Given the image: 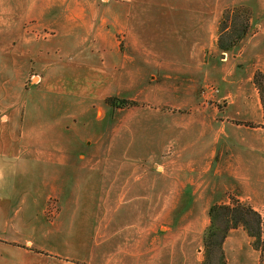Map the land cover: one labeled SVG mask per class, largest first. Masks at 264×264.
Wrapping results in <instances>:
<instances>
[{
    "label": "crops",
    "instance_id": "0c3cea01",
    "mask_svg": "<svg viewBox=\"0 0 264 264\" xmlns=\"http://www.w3.org/2000/svg\"><path fill=\"white\" fill-rule=\"evenodd\" d=\"M237 4L249 7L256 29L223 57L219 18ZM263 54L264 0H0V102L12 80L89 86L67 103L89 120L96 107L83 135L101 144L107 84L145 103L124 116L114 110L108 147L123 156H89L81 147L91 141L74 136L77 149L35 158L47 191H35L34 222L19 223L0 206V264H203L212 205L229 204L231 194L264 218L263 113L252 83ZM76 96L87 103L75 104ZM0 121L8 122L5 112ZM32 137L39 149L52 141L43 128ZM159 154V163L148 158ZM22 226L32 235L22 239ZM260 229L263 241V221ZM254 237L230 228L223 264H264Z\"/></svg>",
    "mask_w": 264,
    "mask_h": 264
},
{
    "label": "rangeland",
    "instance_id": "374dc122",
    "mask_svg": "<svg viewBox=\"0 0 264 264\" xmlns=\"http://www.w3.org/2000/svg\"><path fill=\"white\" fill-rule=\"evenodd\" d=\"M111 6L113 7L114 5L111 4ZM235 7H243L248 10L249 22L252 27L250 33H252L256 29V27L254 26L255 22L251 21V11L248 6L237 4L227 7L222 11L219 18L216 45L219 37L220 22L223 17V13L226 9ZM242 18V12L234 11V13L229 18L227 27L223 33L224 40H226L225 35L232 33L234 26H238L239 22L242 21ZM242 39L237 44V46L228 51H222L217 45L218 53L222 54L223 57H225L226 53L228 52V56L230 58L229 52H237V49H239L243 44ZM252 55V53L244 54V56L238 59L235 63V68L241 71L244 64L247 63L248 60L251 61ZM263 57L262 59H264ZM205 58L211 59V56L206 55ZM257 69L261 70L259 68ZM36 80L37 78L34 77L31 84L26 82L25 86L12 80L10 83L3 86L4 91L7 95L5 96L4 101L0 102V113L5 112V114L8 116V122L2 123L0 121V206L7 208L9 211L7 213L8 216L12 217V219L22 224H25V222H34L35 218L37 217V214L35 213V205H33V202L36 199L35 191H38L40 186L43 191H47L42 182V167L38 166L37 163H35V158H39V156L49 157L51 155L53 157H60L64 154L66 144L69 148L74 147L77 149L80 145V142L77 139H74V136L79 137V140L82 142L91 141L90 145H88L89 143L87 145L83 144L81 147V150H83V152L89 156H123V148H120L117 152H115L113 148L108 147V145H110V130H112L114 124L116 123L114 110L121 109L122 116H124L128 110L135 109L137 106L145 105V103H138L137 101H134L135 104L125 107L110 106L105 102L104 99L101 103V107L104 111L103 113H101L100 117L97 118L98 120H100V123L97 124H100V127H103L102 131L104 133L105 140L102 144L99 141L95 143L96 139L91 136L93 134L83 135L85 132L90 130L89 127L83 125L85 121L89 120L87 118L89 115H87V117L80 115L81 111L79 110V108H73L72 110V108L69 106V103H67L69 102V99L71 101V97L72 95L75 96V93L80 97H82L80 94L86 95L89 91V86L78 84H44L39 87H29L34 82H36ZM109 84L105 86L107 90L106 97L116 96L120 99L130 100L129 98H126L124 96L109 92L110 89H114L113 84ZM24 87H27V89L25 90ZM209 87L212 86L209 85ZM254 87L256 88L255 85ZM91 89L92 87H90V90ZM96 90L97 88H95L94 92ZM72 99L75 104L81 103V106L84 105V103H87L86 101H82L81 99L78 103H76V101H78L77 96L73 97ZM261 108L263 113L262 104ZM71 111H74L76 115L74 118L69 117V113ZM91 111L92 113L90 115L92 117L89 120V124H94L92 122L93 120L96 121V107L93 106V108H91ZM20 116L22 118L21 123ZM240 123L245 124L246 122ZM250 123L252 124V126L255 125L253 122ZM51 126H53L54 128L53 130H50L52 128ZM42 128L45 132H48V135L52 139V141L56 139L61 143L55 144L50 140L45 148L39 149V147H41L39 143H34L35 139L30 138L32 136L34 137V133H36V130ZM21 131L22 133L26 132L25 140L20 137ZM73 139L74 141H72ZM98 143H100L99 150H97V148L95 147ZM142 152L144 151H139L136 155L144 157L145 154ZM162 155L163 154H159L157 157L148 156V158L153 163H159L162 160ZM47 167L48 166H46L45 168ZM147 167L152 169L151 164ZM228 197L230 200V197L233 196H231V194H228ZM55 206L56 205L54 200H48L46 214L50 216L54 212ZM244 218L247 219L252 230H259V232H261L260 227L258 229L256 226V221L254 219L255 217L248 215V217L244 216ZM216 223H218L219 226H224V220L220 217H218V219L216 218ZM30 234L32 235V233L29 232L28 227L22 226V235L20 237L24 239ZM219 238L220 234L215 237L216 242H218ZM253 243L255 245H264V240L262 241L260 239V236L256 235L253 239ZM46 248H48V246ZM219 263V250L217 246H214L212 256H210V259H208V264Z\"/></svg>",
    "mask_w": 264,
    "mask_h": 264
},
{
    "label": "trees",
    "instance_id": "16d2710c",
    "mask_svg": "<svg viewBox=\"0 0 264 264\" xmlns=\"http://www.w3.org/2000/svg\"><path fill=\"white\" fill-rule=\"evenodd\" d=\"M234 11L242 12V21L239 22L238 26H234L232 33L225 35L226 40H224L223 33L227 27V23L231 15ZM236 15V14H235ZM252 27L249 22V13L246 8L243 7H235L231 9H226L223 13V17L220 22V32L217 40V45L219 49L222 51H228L241 41L243 37H245L248 33H250ZM252 81L256 86L260 101L263 107V119H264V72L261 70H255L253 73ZM105 102L110 106L117 107H125L129 105L135 104L132 100L120 99L116 96H108L105 98ZM248 126H252L250 122L245 123ZM264 128V122L262 124ZM231 203H217L210 207L209 216L210 223L205 228L203 232V246L205 251V261L203 264H208V259L212 256V251L214 246H217L220 254V263H224V256L221 250V243L223 238L225 237L227 231L230 228L242 227L247 230L250 235L256 236L259 235V230H252L250 224L244 216L248 217V215L255 217L256 226L259 229L260 222L264 218H261L260 214L254 211L248 204L239 201L234 197H230ZM222 218L224 220V226H219L216 223V218ZM220 234V238L218 242H216L215 237Z\"/></svg>",
    "mask_w": 264,
    "mask_h": 264
},
{
    "label": "built area",
    "instance_id": "2783aa9c",
    "mask_svg": "<svg viewBox=\"0 0 264 264\" xmlns=\"http://www.w3.org/2000/svg\"><path fill=\"white\" fill-rule=\"evenodd\" d=\"M209 89H214V88H212V87H209Z\"/></svg>",
    "mask_w": 264,
    "mask_h": 264
}]
</instances>
